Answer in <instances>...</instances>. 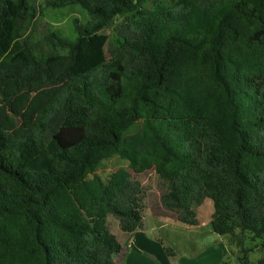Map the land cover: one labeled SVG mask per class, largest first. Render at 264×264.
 Segmentation results:
<instances>
[{"label": "trees", "instance_id": "trees-1", "mask_svg": "<svg viewBox=\"0 0 264 264\" xmlns=\"http://www.w3.org/2000/svg\"><path fill=\"white\" fill-rule=\"evenodd\" d=\"M73 7L87 21L72 37L50 26L34 39L43 10ZM113 158L127 167L103 180ZM151 170L164 210L196 226L209 199L212 232L253 264L264 0H0V264H122L108 220L143 227Z\"/></svg>", "mask_w": 264, "mask_h": 264}, {"label": "rangeland", "instance_id": "rangeland-1", "mask_svg": "<svg viewBox=\"0 0 264 264\" xmlns=\"http://www.w3.org/2000/svg\"><path fill=\"white\" fill-rule=\"evenodd\" d=\"M46 1L38 0V3L43 7ZM75 19L81 24L87 21L86 13L79 7L62 10H43L33 25V37L34 39H39L50 26L64 36L72 37V21ZM111 31L112 27L107 28L103 33L110 35ZM126 167L127 163L125 161L113 158L102 163V166L98 170V175L103 180H107L113 171ZM138 179L145 192L143 197L145 218L143 220V227L137 232L143 234L151 243L148 244L147 248L144 246L145 250L130 248L132 254L129 257V264H163L162 259L172 258L165 253L166 249L172 250L174 257L171 259V264H176L180 258L188 259L194 256V253L200 248L199 244L208 241L210 237L218 238L219 243L223 244L225 254L221 264H239V248L230 242L229 237L218 236L211 230L209 222L213 206L209 199H206L196 209L197 226L189 227L176 221L175 214L162 208L160 204L162 185L153 170L139 175ZM108 223L111 232L121 240L123 235L118 221L109 217ZM246 237L244 248L252 250L248 255V259L251 263L256 264L260 259H264V249L261 247L262 241L257 239L251 240L250 235H246ZM203 239L205 240L202 241ZM197 240L201 241L198 243ZM192 242L196 243V245H193ZM143 251H145V254ZM127 257H125V261ZM122 264H125V262ZM180 264L190 263L180 261Z\"/></svg>", "mask_w": 264, "mask_h": 264}, {"label": "crops", "instance_id": "crops-1", "mask_svg": "<svg viewBox=\"0 0 264 264\" xmlns=\"http://www.w3.org/2000/svg\"><path fill=\"white\" fill-rule=\"evenodd\" d=\"M197 224H198V222H197ZM189 227H195V226H189ZM137 231L130 233V234L122 232L123 236H122L121 240H119V238L116 237V239L118 240V242L120 243V245L124 249L123 254L117 258L118 262H120V263L125 262V264H129V262H130L129 257L132 254V251L130 250V248H133V249L137 248L140 250H145L144 246L147 248L148 244L151 243L150 241H148L144 237L143 234H141L140 232H137ZM204 240L205 239H203L202 241H204ZM197 241L199 243L201 240H197ZM219 242L220 241L218 240V238L210 237L208 241H206V242L204 241V243L201 242V244H199L200 248L197 249L196 253H194V256H192L191 258H188V259H181L180 258L176 264H180V261H187L190 264H221V262L224 259L225 252H224L223 244H221ZM192 244L196 245V243H194V242H192ZM169 250H170V255H168V254L167 255L173 258L174 253L172 252L171 249H169ZM143 253L145 254V251H143ZM139 255H141V254L139 253ZM125 257H127L126 261H125ZM172 258H168V259L164 258V259H162V263L163 264H171Z\"/></svg>", "mask_w": 264, "mask_h": 264}]
</instances>
